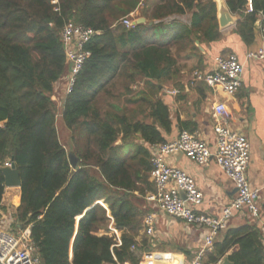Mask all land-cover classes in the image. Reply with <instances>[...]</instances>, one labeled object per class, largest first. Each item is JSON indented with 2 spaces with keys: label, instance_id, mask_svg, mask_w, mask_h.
Wrapping results in <instances>:
<instances>
[{
  "label": "trees",
  "instance_id": "obj_1",
  "mask_svg": "<svg viewBox=\"0 0 264 264\" xmlns=\"http://www.w3.org/2000/svg\"><path fill=\"white\" fill-rule=\"evenodd\" d=\"M53 1L0 0V223L10 211L16 227H30L39 264H139L143 253L151 252L147 237L138 242L152 212L146 196L156 191L151 157L172 129L163 91L175 73L173 51L194 46L195 40L222 39L217 5L159 0L148 8L149 0H58L55 6ZM251 1L249 13V0H225L239 17L237 33L249 45L264 16V0ZM137 12L148 22L127 28L123 21L134 20ZM188 14L190 26L170 22ZM69 21L99 33L86 46L91 56L64 101L63 122L78 137L71 152L58 133L53 95L69 70L62 43ZM9 161L22 181L15 209L2 207L1 169ZM112 221L120 243L110 230ZM225 258L264 264L260 229L247 224L227 230L203 264Z\"/></svg>",
  "mask_w": 264,
  "mask_h": 264
},
{
  "label": "crops",
  "instance_id": "obj_2",
  "mask_svg": "<svg viewBox=\"0 0 264 264\" xmlns=\"http://www.w3.org/2000/svg\"><path fill=\"white\" fill-rule=\"evenodd\" d=\"M223 1L225 3V0ZM214 2L218 13V1L214 0ZM158 3L159 0H149L147 7L153 8ZM233 17L237 22L239 21L238 16L233 15ZM132 18L133 21H137L144 17L137 12ZM192 18V14H188L174 17L170 22L177 20L190 26ZM144 19L147 23L148 20ZM263 19L264 16L261 15L256 23L255 40L250 45L237 33L236 22L226 28L220 27L222 39L218 42L207 43L195 40L194 46H185L179 51L174 49V57L177 60L175 73L164 85L163 100L169 107L172 121L171 131L164 132L167 142L174 141L182 131L186 130L199 133L201 139L214 151L217 135L212 108L215 103L226 102L233 114L232 129L244 135L251 146L247 179L251 188L259 191L260 218L254 219L248 211L236 213L229 222L228 228L221 231L215 240H219L229 229L248 224L260 229L264 245V60L248 58L251 52L264 51V35L261 30ZM231 54L239 58L243 66V75L239 91L234 97L228 98L221 91H214L204 81L196 80L195 73L211 74L215 68V59ZM166 162L187 173L203 193L202 204L194 207L197 213L220 218L224 209L235 199V185L215 161L199 164L184 154H175L168 156ZM20 202V189L6 188L2 207L7 208L11 204L17 208ZM97 204L109 211L107 205L100 202ZM148 206L151 208V213L156 212L155 207L149 203ZM110 230L120 243L121 234L113 221ZM207 232L208 228L187 225L179 219L158 213L154 236H147L142 231L138 242L142 243L145 237L148 238L150 251L156 255L158 264H194L200 255H203V264L206 254L212 251L205 248ZM231 253L232 251L229 255ZM70 260H73V250L70 252ZM223 261L224 259L219 264Z\"/></svg>",
  "mask_w": 264,
  "mask_h": 264
},
{
  "label": "built area",
  "instance_id": "obj_3",
  "mask_svg": "<svg viewBox=\"0 0 264 264\" xmlns=\"http://www.w3.org/2000/svg\"><path fill=\"white\" fill-rule=\"evenodd\" d=\"M53 5H58L54 0ZM55 8V12H59ZM248 12H253L252 1L249 0ZM131 18L123 21L130 28L133 26ZM264 35V19L261 26ZM99 33L91 28H84L73 21L65 24L62 31V43L69 63V73L65 77L66 97L74 91L77 77L91 54L86 46ZM249 59L264 60V51L251 52ZM215 68L211 74L195 73V79L204 81L214 91H221L228 98L234 97L241 87L243 66L239 58L231 54L227 57H217ZM176 94V92H172ZM213 116L216 121L217 145L212 151L199 133L182 131L171 142L160 144L154 148L151 162L153 169L150 181L156 191L146 196V201L155 207L156 212L149 214L144 220V234L154 236L158 213L165 214L185 222L187 225L199 228H208L205 235V248L211 250L219 233L228 228L229 222L236 213L248 211L254 219L260 218L258 190L252 189L247 179V170L250 165L251 146L247 138L231 127L233 114L226 102L213 105ZM183 153L191 160L206 164L215 161L225 172L236 187V197L224 209L220 218L196 212V206L202 204L204 196L195 181L184 171L170 166L166 162L168 156ZM9 161L5 167H11ZM182 194L185 198L182 197ZM16 221L12 212H8L0 223V264H39L35 250L31 244L30 227L14 233ZM135 251V248L132 249ZM203 255H200L194 264H202ZM139 264H158L157 257L152 252H145Z\"/></svg>",
  "mask_w": 264,
  "mask_h": 264
},
{
  "label": "water",
  "instance_id": "obj_4",
  "mask_svg": "<svg viewBox=\"0 0 264 264\" xmlns=\"http://www.w3.org/2000/svg\"><path fill=\"white\" fill-rule=\"evenodd\" d=\"M218 4H219V9H218V13H219V25L221 28H226L230 25H234L237 20L233 17L232 13L230 12L229 8L227 7L226 3H224L223 0H217ZM146 20L144 18L139 19L135 22H133V26L136 25H140V24H145ZM150 25H153V23L151 22ZM177 154H183L181 152L177 153ZM176 154V155H177ZM4 178H5V187L8 189H21L22 186V181H21V176H20V172L19 169L17 168L16 164L12 161V165L11 167H3L1 169ZM182 197H184V195L182 194ZM18 228L20 230L23 229L22 225H18ZM221 264H233L229 261L228 258H225L224 261Z\"/></svg>",
  "mask_w": 264,
  "mask_h": 264
},
{
  "label": "rangeland",
  "instance_id": "obj_5",
  "mask_svg": "<svg viewBox=\"0 0 264 264\" xmlns=\"http://www.w3.org/2000/svg\"><path fill=\"white\" fill-rule=\"evenodd\" d=\"M65 85H66V81L63 80V82L58 85L56 87V90L54 92V101L55 104L57 106V129H58V133L61 139L62 144L67 148V150L69 152H71L72 150H74L75 146H76V138L77 135L74 134L71 130H69L62 119V112H63V106H64V101H65V97H66V91H65ZM13 199V197H12ZM18 202V200H16ZM11 208H16L13 205H9L7 208L5 209H11ZM14 233H18L20 229H13Z\"/></svg>",
  "mask_w": 264,
  "mask_h": 264
}]
</instances>
